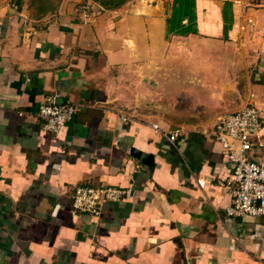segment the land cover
<instances>
[{
	"label": "crops",
	"instance_id": "crops-1",
	"mask_svg": "<svg viewBox=\"0 0 264 264\" xmlns=\"http://www.w3.org/2000/svg\"><path fill=\"white\" fill-rule=\"evenodd\" d=\"M28 16L0 0V264H264V218L227 215L212 135L252 102L264 143V0H60L41 25ZM53 93L82 104L58 133L38 115ZM105 184L127 195L72 211L76 186Z\"/></svg>",
	"mask_w": 264,
	"mask_h": 264
},
{
	"label": "built area",
	"instance_id": "built-area-1",
	"mask_svg": "<svg viewBox=\"0 0 264 264\" xmlns=\"http://www.w3.org/2000/svg\"><path fill=\"white\" fill-rule=\"evenodd\" d=\"M81 7L85 11L92 8L90 4ZM80 105L62 100L59 93L47 95L38 111L43 128L53 133L62 131L72 119L76 106ZM261 115V110L254 103L247 102L236 110L223 112L216 117L212 135L226 152L230 163L228 177L217 178V183L231 195L226 213L232 217L247 215L264 218V156L256 158L247 155L252 148L264 145L261 140ZM121 117L125 115L121 114ZM152 127L171 142L181 134L178 128L166 130L158 124ZM127 192L124 187L110 184L78 185L74 190L72 211L96 216L104 203L119 201Z\"/></svg>",
	"mask_w": 264,
	"mask_h": 264
},
{
	"label": "rangeland",
	"instance_id": "rangeland-1",
	"mask_svg": "<svg viewBox=\"0 0 264 264\" xmlns=\"http://www.w3.org/2000/svg\"><path fill=\"white\" fill-rule=\"evenodd\" d=\"M13 6L16 7H25L29 11V21L33 23V25L39 24L41 25L43 21H37L41 16H43L46 12L52 11L57 6V3L60 0H22L20 4L17 5L16 0H7ZM255 148H252L247 152L248 156L255 155Z\"/></svg>",
	"mask_w": 264,
	"mask_h": 264
},
{
	"label": "trees",
	"instance_id": "trees-1",
	"mask_svg": "<svg viewBox=\"0 0 264 264\" xmlns=\"http://www.w3.org/2000/svg\"><path fill=\"white\" fill-rule=\"evenodd\" d=\"M22 0H16L17 5L20 4ZM105 8H116L125 3L127 0H94Z\"/></svg>",
	"mask_w": 264,
	"mask_h": 264
}]
</instances>
